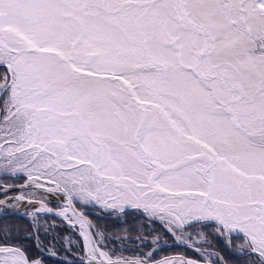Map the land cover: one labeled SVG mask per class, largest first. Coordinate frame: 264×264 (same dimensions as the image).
I'll return each instance as SVG.
<instances>
[{"label":"snow or ice","instance_id":"snow-or-ice-1","mask_svg":"<svg viewBox=\"0 0 264 264\" xmlns=\"http://www.w3.org/2000/svg\"><path fill=\"white\" fill-rule=\"evenodd\" d=\"M15 213L0 264H264V0H0Z\"/></svg>","mask_w":264,"mask_h":264},{"label":"trees","instance_id":"trees-1","mask_svg":"<svg viewBox=\"0 0 264 264\" xmlns=\"http://www.w3.org/2000/svg\"><path fill=\"white\" fill-rule=\"evenodd\" d=\"M99 222L106 225L109 229L121 234H123L124 229H130L133 238H135L140 226L137 214L133 210H130L129 215L120 217L119 219L103 216ZM0 223L13 225L20 229H25L28 226V220L22 215H8L6 217H1ZM166 239L168 243L157 253L158 259L165 256L175 255L180 252H187L189 255L193 254L190 250L180 247L171 236L166 237ZM128 246L130 248H135L134 244H129ZM47 264H57V262L54 259H48Z\"/></svg>","mask_w":264,"mask_h":264},{"label":"water","instance_id":"water-1","mask_svg":"<svg viewBox=\"0 0 264 264\" xmlns=\"http://www.w3.org/2000/svg\"><path fill=\"white\" fill-rule=\"evenodd\" d=\"M18 214H20V213H15V214H11V215H18ZM1 218V217H0ZM171 256H173V255H170V256H165V257H171ZM163 258V257H162Z\"/></svg>","mask_w":264,"mask_h":264},{"label":"rangeland","instance_id":"rangeland-1","mask_svg":"<svg viewBox=\"0 0 264 264\" xmlns=\"http://www.w3.org/2000/svg\"><path fill=\"white\" fill-rule=\"evenodd\" d=\"M18 215H21V214H18Z\"/></svg>","mask_w":264,"mask_h":264}]
</instances>
